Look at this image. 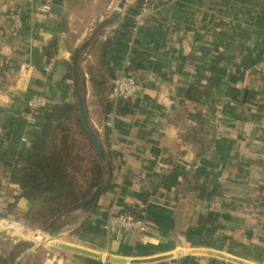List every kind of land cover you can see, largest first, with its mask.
<instances>
[{
	"label": "crops",
	"instance_id": "1",
	"mask_svg": "<svg viewBox=\"0 0 264 264\" xmlns=\"http://www.w3.org/2000/svg\"><path fill=\"white\" fill-rule=\"evenodd\" d=\"M119 1L53 0L45 14L34 0H0V220L27 225L30 204L15 202L9 176L52 106L82 98L100 140L108 130L112 164L96 210L78 212L60 240L37 246L0 224V264L36 255L40 264H264V78L253 70L264 54V0L159 5L132 40L140 0L113 16ZM105 40V71H130L140 85L106 120L85 68L92 43ZM34 95L49 106L31 124L26 104ZM125 209L139 212L146 232L109 238L104 220Z\"/></svg>",
	"mask_w": 264,
	"mask_h": 264
},
{
	"label": "trees",
	"instance_id": "2",
	"mask_svg": "<svg viewBox=\"0 0 264 264\" xmlns=\"http://www.w3.org/2000/svg\"><path fill=\"white\" fill-rule=\"evenodd\" d=\"M53 43L50 45L51 53L49 47L45 48L47 57L53 55ZM109 48V40L93 42L89 50L92 61L85 65L92 96L100 104L104 120L113 108L109 93L114 76L105 71L104 65ZM89 129L112 169L111 157L106 149L108 130H104L102 141L90 126ZM107 179V166L99 159L83 131L77 104H57L50 108L31 151L19 155L17 165L9 176L10 182L17 186L15 202L25 199L30 204L28 212L22 217L23 222L33 229H44L41 233L48 235H54L59 230L61 219L69 215L66 213L68 210L81 206ZM95 210L96 202L83 212L93 213ZM122 212L134 217L139 213L132 209ZM84 225L85 222H82L73 230V234L82 232ZM28 247L26 242L25 250Z\"/></svg>",
	"mask_w": 264,
	"mask_h": 264
},
{
	"label": "built area",
	"instance_id": "3",
	"mask_svg": "<svg viewBox=\"0 0 264 264\" xmlns=\"http://www.w3.org/2000/svg\"><path fill=\"white\" fill-rule=\"evenodd\" d=\"M40 5L41 10L45 14H49L51 9V4L53 0H34ZM178 0H140V6L133 16V24L129 29L130 39L132 40L138 29L143 25V23L149 19L157 6L159 5H174ZM13 22L16 27L21 25L20 16L14 13L12 16ZM132 44V43H130ZM54 65V59H50L45 67V70L49 71ZM27 70L26 67L22 68L21 74ZM256 74L264 78V54L261 60L253 67ZM140 89L139 82L136 76L130 71L122 72L121 74L114 76L111 82V89L109 93V99L115 103L119 100L129 101L136 98ZM49 106L48 100L42 95H34L29 98L26 104L28 122L34 123V116L36 113L45 110ZM141 216H132L131 214L125 212L111 213L104 220L102 224V230L106 236L109 238L113 237L115 234L120 232L136 233L138 235H143L146 232V226L140 218ZM0 224L3 226L4 230L10 232L13 236H24L28 233L39 231L32 230L28 228L21 222H17L8 218H2ZM21 228L19 233H16L13 227ZM23 234V235H22ZM59 237V235H58ZM226 264V263H222Z\"/></svg>",
	"mask_w": 264,
	"mask_h": 264
},
{
	"label": "water",
	"instance_id": "4",
	"mask_svg": "<svg viewBox=\"0 0 264 264\" xmlns=\"http://www.w3.org/2000/svg\"><path fill=\"white\" fill-rule=\"evenodd\" d=\"M128 1H131V0H120L118 2L117 6H116V12L113 13V16H117V12L122 11V9L124 7V4L126 2H128ZM77 104H78V109H79V119H80V122H81V125H82V128H83V131H84L85 135L87 136L88 140L90 141V143L92 144V146L94 147V149L96 150V152H97V154L99 156V159L106 164L107 169H108V179H107L106 183L101 188H98V189L94 190L93 193L90 195V197L81 206L72 208V209L68 210L66 213H73V212H77V211H83V210L87 209L89 206H91L92 204H94L103 193L107 192L108 187H109L110 182H111V178H112L111 166H110L108 160L106 159L102 148L97 143V141L95 140L94 136L92 135V133H91V131L89 129L87 120L85 118L84 106H83L82 98L77 97ZM58 235H59L58 232H56L55 237L57 239H58ZM57 248L70 250V251L77 252V253H80V254H84V255H87V256H95L96 257L95 254H92V253L87 252L85 250H81V249H78V248L67 246V245H64V244H57Z\"/></svg>",
	"mask_w": 264,
	"mask_h": 264
},
{
	"label": "rangeland",
	"instance_id": "5",
	"mask_svg": "<svg viewBox=\"0 0 264 264\" xmlns=\"http://www.w3.org/2000/svg\"><path fill=\"white\" fill-rule=\"evenodd\" d=\"M86 65V64H85ZM78 141H79V139H77ZM87 184H85V186H86ZM78 212H83V211H77V212H73V213H68L69 214V216L70 217H65V219L63 220V221H61V223H60V228H59V230L57 231L58 232V234H59V236H60V234H62V233H66V230H67V228H66V226L67 225H70V224H72L75 220H77L81 215H78L77 213ZM28 228H30V229H32V230H36V231H39L40 233L42 232V231H44V229H41V228H38V227H35V229H33L32 227H30L29 225H26ZM65 231V232H64ZM55 234H56V232H55ZM23 235V234H22ZM31 234H26L25 236H24V238H22V239H26L27 240V238H28V236H30ZM50 237H52L53 235H49ZM14 238H20V236H17L16 235V237L14 236ZM58 240H60L59 239V237H58ZM53 247V246H52ZM31 262V264H40L39 263V255H36V256H33L31 259H29V260H27V263H30Z\"/></svg>",
	"mask_w": 264,
	"mask_h": 264
},
{
	"label": "bare ground",
	"instance_id": "6",
	"mask_svg": "<svg viewBox=\"0 0 264 264\" xmlns=\"http://www.w3.org/2000/svg\"><path fill=\"white\" fill-rule=\"evenodd\" d=\"M16 233H19L21 228L18 229L16 226L13 227ZM54 239L56 240L57 238L55 237V235H53L52 237H50L48 234L46 233H35V234H31L30 236H28L27 240L30 241L31 243L39 246L40 244H42L43 242H45L46 240L49 239Z\"/></svg>",
	"mask_w": 264,
	"mask_h": 264
}]
</instances>
